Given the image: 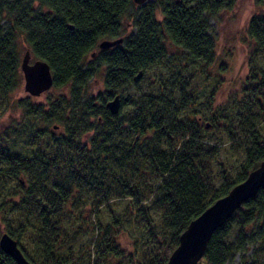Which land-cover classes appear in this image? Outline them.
I'll list each match as a JSON object with an SVG mask.
<instances>
[{"label": "trees", "instance_id": "trees-1", "mask_svg": "<svg viewBox=\"0 0 264 264\" xmlns=\"http://www.w3.org/2000/svg\"><path fill=\"white\" fill-rule=\"evenodd\" d=\"M226 1L0 0V114L22 79L19 38L48 64L50 90L64 93L12 100L22 122L0 134V144L19 146L0 148V235L30 264H166L188 223L264 160V0L246 26L254 50L235 105L214 103L218 79L201 101L206 115L192 116L193 69L215 59L207 20ZM138 71L151 76L143 87ZM97 72L102 91L89 96ZM125 88L132 95L111 115L106 102ZM223 137L243 157L233 173L214 168ZM248 245L253 256L241 264H258L264 187L212 233L197 264H226ZM0 264L15 262L0 250Z\"/></svg>", "mask_w": 264, "mask_h": 264}, {"label": "rangeland", "instance_id": "rangeland-1", "mask_svg": "<svg viewBox=\"0 0 264 264\" xmlns=\"http://www.w3.org/2000/svg\"><path fill=\"white\" fill-rule=\"evenodd\" d=\"M227 5L224 9L219 11L217 15L213 18H208L209 34L214 40L215 44V59L214 63L207 67V69H193L195 80H194V93L196 96L195 103L193 104V109L195 113L192 114L193 117L199 118L205 116L203 112V107L201 101L204 96L214 87L216 80L221 79V86L217 89L214 103L219 105L228 104L233 107L235 102H233L235 96L237 95V85L241 83L242 79L245 78L247 74V64L249 55L253 52L254 48L251 39L249 38L246 26L250 17L258 12V6L256 0H227ZM128 18H124L122 23L126 25L125 35L130 32L131 25ZM17 45L20 51L19 59L23 52L28 49L26 45L20 40H17ZM35 58L31 54L30 62H33ZM257 64L264 70V53L257 56ZM205 74H208L205 77ZM151 76L145 75L139 86H145L148 79ZM22 78V77H21ZM102 76L100 72L96 73V76L89 82L87 86V92L89 96H95L102 91ZM133 88H125L121 90L118 94L120 98H126L132 95ZM59 94H64L62 91L50 90L48 93L33 99L36 103H44L47 97H54ZM27 96L23 91V80L21 79L19 87L13 91L11 95V101L9 107H5L0 114V134L7 126L19 124L22 122L20 111L14 107L12 100L17 102L19 99L25 98ZM13 103V104H14ZM121 109V107H120ZM204 123V121H202ZM55 129V128H53ZM222 151L217 158L214 168L223 169L230 173H233L238 164L242 161L243 157L241 153L231 154L227 151V143L225 137H223ZM20 144V143H19ZM11 147L12 150H18V143L15 142H5L2 141L0 148L4 146ZM1 232L3 231L0 226ZM121 245L130 253L133 252V247L128 235H122L120 237ZM21 245V242H19ZM24 247L26 251L31 254V245L24 242ZM248 252L244 255H235L226 264H241L242 260L251 257L252 251L255 250V246H247ZM255 259V258H252ZM258 264H264V259L261 255L257 257ZM250 260L249 262H252ZM124 264V263H123Z\"/></svg>", "mask_w": 264, "mask_h": 264}, {"label": "water", "instance_id": "water-1", "mask_svg": "<svg viewBox=\"0 0 264 264\" xmlns=\"http://www.w3.org/2000/svg\"><path fill=\"white\" fill-rule=\"evenodd\" d=\"M153 0H132L135 5H143ZM71 28V25H68ZM123 38L105 39L99 42V49H109L122 43ZM31 52L26 49L21 55L19 71L23 80V91L27 96L38 98L49 91L53 78L48 64L40 59L30 62ZM138 71L133 77L138 82L142 77ZM121 98L117 94L105 104L111 115L120 111ZM264 187V160L250 171L246 178L233 186L226 195L214 201L200 215L191 220L178 238V245L171 252L166 264H197L202 258L212 233L245 201L254 197ZM0 250L15 264H30L23 256L17 242L7 233L0 235Z\"/></svg>", "mask_w": 264, "mask_h": 264}, {"label": "bare ground", "instance_id": "bare-ground-1", "mask_svg": "<svg viewBox=\"0 0 264 264\" xmlns=\"http://www.w3.org/2000/svg\"><path fill=\"white\" fill-rule=\"evenodd\" d=\"M120 107H121V101H120Z\"/></svg>", "mask_w": 264, "mask_h": 264}]
</instances>
